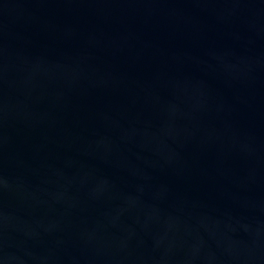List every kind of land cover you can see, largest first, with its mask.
I'll return each instance as SVG.
<instances>
[{
	"label": "water",
	"instance_id": "1",
	"mask_svg": "<svg viewBox=\"0 0 264 264\" xmlns=\"http://www.w3.org/2000/svg\"><path fill=\"white\" fill-rule=\"evenodd\" d=\"M0 264H264V0H0Z\"/></svg>",
	"mask_w": 264,
	"mask_h": 264
}]
</instances>
